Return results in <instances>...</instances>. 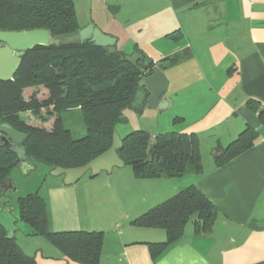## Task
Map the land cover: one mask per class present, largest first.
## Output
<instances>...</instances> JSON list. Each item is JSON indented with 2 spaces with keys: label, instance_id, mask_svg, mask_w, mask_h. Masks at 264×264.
Segmentation results:
<instances>
[{
  "label": "crops",
  "instance_id": "0c3cea01",
  "mask_svg": "<svg viewBox=\"0 0 264 264\" xmlns=\"http://www.w3.org/2000/svg\"><path fill=\"white\" fill-rule=\"evenodd\" d=\"M129 2L157 19L159 38L168 51L154 61L177 60L163 71L165 96L172 101L163 125L152 127L141 120L137 128L131 125L130 114L136 117L150 109L146 93L141 91L134 103L136 110L142 108L141 114L129 111L128 122L121 128L126 134L135 129L154 135L171 131L196 134L203 172L138 179L129 167L111 171L88 167L90 186L98 184L110 200L108 205L117 211L90 220V228H83L80 218H75L50 226L51 231L103 232L99 264H264V123L247 105L254 99L264 106V0ZM126 4H118L115 13ZM77 111L80 109L67 112ZM248 127L257 132L254 145L218 165L223 153L220 158L216 151L223 152ZM117 172L126 175L118 178ZM191 185L214 204L217 218L208 232L198 233L193 222L188 224L181 240L154 261L147 243L165 242L166 231L136 227L132 222ZM47 208L49 213L48 204Z\"/></svg>",
  "mask_w": 264,
  "mask_h": 264
},
{
  "label": "trees",
  "instance_id": "16d2710c",
  "mask_svg": "<svg viewBox=\"0 0 264 264\" xmlns=\"http://www.w3.org/2000/svg\"><path fill=\"white\" fill-rule=\"evenodd\" d=\"M36 29H46L52 36L82 29L74 0H0V31ZM176 60L167 57L155 62L141 49L127 53L118 44L107 48L91 41L36 46L25 53L13 80L0 81V121L27 134L23 147L33 164L38 162L63 170L86 167L113 148L118 126L128 122L129 111L141 114L142 108L136 110L134 103L140 91L146 93L148 102L150 92L145 78L157 68L165 70ZM247 105L264 123V106L254 99ZM75 109H80L86 128V135L79 139L73 137L62 119L64 112ZM43 112L47 113L46 117ZM30 115L50 126L31 125ZM256 138L257 132L248 127L224 149L218 165L249 150ZM117 155L123 163L132 166L138 179L180 178L203 172L196 134L171 131L154 135L148 130L135 129L122 137ZM19 162L14 152L0 148V187L10 179ZM2 198L6 199L5 204L1 202L3 207L10 210L16 223L29 225L30 236L47 238L68 262L100 263L103 232H52L43 198L37 194L20 198L17 216L6 193ZM217 215L214 204L196 185H191L142 214L132 224L166 231L165 242L147 243L155 261L181 240L191 221L198 233L208 232ZM0 264L38 262L25 254L16 236L9 238L0 226Z\"/></svg>",
  "mask_w": 264,
  "mask_h": 264
},
{
  "label": "rangeland",
  "instance_id": "374dc122",
  "mask_svg": "<svg viewBox=\"0 0 264 264\" xmlns=\"http://www.w3.org/2000/svg\"><path fill=\"white\" fill-rule=\"evenodd\" d=\"M123 2L128 3L123 10L118 13L111 11V8H116ZM74 4L81 28L94 23L104 33L114 34V37L118 39V46L125 52L131 53L136 48L141 49L149 59L156 60L168 51L167 44L161 42L162 37L159 38L158 34L161 29L156 25V17L151 16L153 13L141 10L133 3L130 4L129 0H74ZM140 94L141 91L137 95L138 98ZM168 113V111L160 112L148 109L136 117L130 114V123L134 128H137V123L141 120L149 126L159 128L160 125H163L160 123L164 121ZM46 114V112L42 113L44 117ZM30 116L28 121L31 125L50 126L49 123H43L40 118ZM62 118L65 126L72 131L74 138H82V134L86 132L82 113L80 111L64 112ZM123 126L126 125L118 126L113 148L95 159L91 166L89 164L82 168L63 170L35 162L34 170L27 175H24L19 167L14 168L10 175L13 188L6 191L13 214L18 215L19 199L30 194H37L46 200L49 207V227L58 226L60 222L65 223V220L80 218L83 228H90V220L94 221L98 217L104 218L115 213L117 209L115 206L112 209V205H108L110 200L105 191L96 186L98 184L90 186L88 179L92 176V172L88 167H92L95 171H99L101 168L111 171L113 167H129L132 170V166L123 163L117 155V149L121 146L120 136L126 134L124 133L125 129L121 128ZM116 175L118 178L120 175L125 177L126 173L117 172ZM117 177L114 176V179ZM1 202L5 204L6 199L1 198ZM191 223L192 221L189 225ZM17 225L16 240L25 254L34 257L38 264L66 263L64 261L67 260L64 259L63 253L47 238L30 236L31 228L23 222H18ZM80 230L86 231L87 229Z\"/></svg>",
  "mask_w": 264,
  "mask_h": 264
},
{
  "label": "water",
  "instance_id": "95a60500",
  "mask_svg": "<svg viewBox=\"0 0 264 264\" xmlns=\"http://www.w3.org/2000/svg\"><path fill=\"white\" fill-rule=\"evenodd\" d=\"M115 8L111 11L115 13ZM91 41L99 47H115L118 39L112 35L104 33L94 23L76 31L72 34L52 36L46 29H36L27 31H0V81L8 82L13 80L18 72L25 53L36 46H59L61 44H72ZM164 69L157 68L152 74L145 78V85L150 92L147 106L158 111H167L171 106V99L165 96L167 91V79L163 73ZM27 134L15 129L9 123L0 121V148L9 149L14 152L20 162L18 167L24 175H27L34 166L26 156L23 147ZM217 157L222 155L221 151H216ZM215 152V153H216ZM13 188L11 180L0 187V200L6 191ZM0 226L7 232L9 238H13L16 228V219L10 214L8 208H4L0 201Z\"/></svg>",
  "mask_w": 264,
  "mask_h": 264
},
{
  "label": "flooded vegetation",
  "instance_id": "af4514ba",
  "mask_svg": "<svg viewBox=\"0 0 264 264\" xmlns=\"http://www.w3.org/2000/svg\"><path fill=\"white\" fill-rule=\"evenodd\" d=\"M0 45L5 46L4 44L0 43ZM4 197V196H3Z\"/></svg>",
  "mask_w": 264,
  "mask_h": 264
}]
</instances>
